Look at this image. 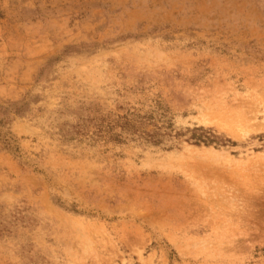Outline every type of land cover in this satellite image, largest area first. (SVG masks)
Instances as JSON below:
<instances>
[{
	"label": "rangeland",
	"instance_id": "1",
	"mask_svg": "<svg viewBox=\"0 0 264 264\" xmlns=\"http://www.w3.org/2000/svg\"><path fill=\"white\" fill-rule=\"evenodd\" d=\"M0 264H264V0H0Z\"/></svg>",
	"mask_w": 264,
	"mask_h": 264
}]
</instances>
